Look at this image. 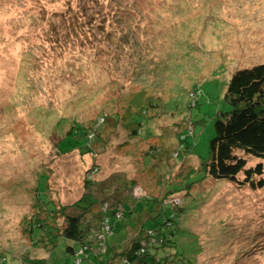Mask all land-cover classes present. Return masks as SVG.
<instances>
[{
	"label": "rangeland",
	"instance_id": "374dc122",
	"mask_svg": "<svg viewBox=\"0 0 264 264\" xmlns=\"http://www.w3.org/2000/svg\"><path fill=\"white\" fill-rule=\"evenodd\" d=\"M84 1L0 0V253L12 251L11 263L27 249L32 256L38 253L28 224L40 205L46 206L37 196L41 175L48 176L44 193L60 208L82 197L88 170L98 167L95 182L112 184L113 176L123 174L136 182L139 193H171V199L190 207L200 202L190 213L197 237L187 229L176 233L179 259L264 264V187L205 176L195 180L204 175L201 159L215 133L214 117L230 108L225 93L232 75L264 62V0H126L130 10L119 20L130 25L132 47H122L117 37L114 46L107 39L86 42L96 31L85 39L75 33L82 40L62 43L65 47L54 45L52 37L64 32L54 30L51 22L70 21L66 15L71 12L79 23L87 21L77 10ZM97 10L90 7L85 14L94 12L98 21ZM122 26L112 23L111 29L120 35L126 29ZM103 35L98 32V39ZM143 65L150 71L139 70ZM141 90L145 99L151 95L161 106L155 114L151 109L146 116H134L144 129L137 137L122 117ZM101 113L121 117L103 126V138L92 144V151L57 149L73 120L93 124ZM180 139L190 146L186 154ZM152 145L162 148L155 157L146 152ZM175 146L179 154L170 159L166 154ZM58 222L63 223L61 216ZM60 238L51 264H93L88 259L78 263Z\"/></svg>",
	"mask_w": 264,
	"mask_h": 264
},
{
	"label": "trees",
	"instance_id": "16d2710c",
	"mask_svg": "<svg viewBox=\"0 0 264 264\" xmlns=\"http://www.w3.org/2000/svg\"><path fill=\"white\" fill-rule=\"evenodd\" d=\"M91 1L85 0L77 9L81 11V17L85 15L88 18L87 21L79 23L80 17L73 16L71 5L67 12L71 14L57 15L69 16L70 21L63 17L62 23L51 22L54 30L64 32L63 35L56 34L52 37L53 44L61 46L66 42L73 44L76 39H85L90 31L91 35L96 31V36L90 39L88 35L86 42L107 39L110 46H114L118 45L114 40V37H117L122 47H130L134 41L128 32L130 25L122 26L123 22L120 23L119 20L127 13V10H130L129 2L123 0L122 5L115 7V1L119 0H112L106 7V0ZM90 7L98 9V21L94 18V12L92 16L85 14ZM115 10H119L120 13L114 15ZM105 22H109V25L107 26ZM112 23L120 25V29L121 26L126 29H122L120 35L116 34V31L111 29ZM109 26L110 29H108ZM79 32L82 39L79 35H75ZM98 32H103L104 37L98 39ZM122 35H124V41L121 38ZM62 40L64 42H61ZM71 40H73L72 43ZM110 58L118 61L120 56L110 55ZM142 69L146 70L147 67L143 65L139 70ZM146 71L149 72L150 69ZM141 76L143 77V74ZM133 98L130 106L124 109L125 114L122 118L132 126L130 132L139 137L144 129L140 122L133 120L134 116L137 114L146 116L147 111L151 109L155 114V110L161 104L150 99L151 95L148 94L145 99L143 90L136 93ZM225 98L230 108L219 111L214 117L215 133L209 140L208 155L201 159V170L204 175L195 180L205 176V178L211 177L216 182L228 180L240 185L248 184L252 189L262 188L264 187V62L237 69L229 81ZM117 103L122 104L120 101ZM169 103L170 101L165 104ZM163 112H167L162 111V115L166 116ZM100 115H97L93 124L88 125H82L73 120V125L58 142L57 149L61 152L77 149L83 154L92 151V144L94 145L99 138H103L101 131L103 126L113 123V120L120 116L118 113H101ZM193 132L190 129V133ZM180 140L182 142H179L181 144L179 148L186 154L190 146L183 141L184 139ZM176 146L173 151L166 154L170 159L173 155L179 154ZM146 152L155 157L154 153L162 152V148L152 145ZM185 159L184 156L182 160ZM252 159L256 160L253 165L250 163ZM97 172H99L98 167L89 169L85 179V193L74 203L60 208L56 207L44 193L48 176L41 175L37 182L40 191L37 196L46 206L42 209L43 204H41L33 216L34 221L28 224V233L33 243L37 245L38 253L32 256V252L27 249L21 258L17 257L18 259H14V263H11L13 252L4 250L0 253V264H51L52 261L49 258L60 244L62 239L60 237L67 241L66 252L77 255L78 263L88 259L93 264H189L187 259H179L176 233L178 230L187 229L196 235L190 227L192 222L190 213L196 210L200 202L190 207L183 205L182 201L178 202L176 198L171 199V193L170 196L163 197L153 193L150 196L147 191L139 193L136 182L128 181L123 174L112 177L113 185L107 183V180L95 182L93 177ZM242 172L244 176L240 178L239 174ZM94 185L98 187L93 188ZM178 190L181 189H176ZM194 197L197 202V196ZM90 210H97V212L88 216L87 213ZM187 210L189 214L183 215L187 213ZM59 216L63 218L62 224L58 222ZM160 216L163 217L162 220L158 219ZM39 251L48 254L44 256L39 254ZM106 254L110 256L102 262V256Z\"/></svg>",
	"mask_w": 264,
	"mask_h": 264
}]
</instances>
